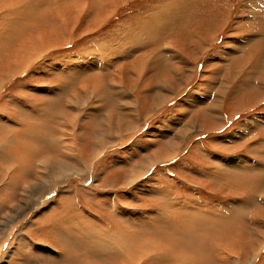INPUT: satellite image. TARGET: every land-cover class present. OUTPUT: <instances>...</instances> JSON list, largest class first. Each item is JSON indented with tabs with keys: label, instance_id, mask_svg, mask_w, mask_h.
Returning a JSON list of instances; mask_svg holds the SVG:
<instances>
[{
	"label": "rangeland",
	"instance_id": "374dc122",
	"mask_svg": "<svg viewBox=\"0 0 264 264\" xmlns=\"http://www.w3.org/2000/svg\"><path fill=\"white\" fill-rule=\"evenodd\" d=\"M6 42L0 264H264V0H0Z\"/></svg>",
	"mask_w": 264,
	"mask_h": 264
},
{
	"label": "bare ground",
	"instance_id": "6f19581e",
	"mask_svg": "<svg viewBox=\"0 0 264 264\" xmlns=\"http://www.w3.org/2000/svg\"><path fill=\"white\" fill-rule=\"evenodd\" d=\"M172 5H174V2L172 1L171 3H170V6H172ZM105 6V5H104ZM166 6V5H165ZM169 6H167V8H168ZM69 8H70V6H69ZM174 8V6H172L171 8H168V12H171V10ZM68 10V9H67ZM74 11V10H73ZM75 12V11H74ZM160 16H163L162 15V13H160ZM187 16V15H186ZM7 31V30H6ZM8 42H9V40H8ZM32 43V42H31ZM26 45H28V44H26ZM11 45H10V43H8L7 44V42H6V44L5 43H3V44H1V46L0 47H2V48H7V49H9V47H10ZM18 46V45H17ZM35 46V45H34ZM22 48V47H21ZM21 48H19V49H21ZM26 48V46H24V49ZM27 49L28 50H26L25 49V51L23 50V52H24V54H26V57H30V56H27V55H29V54H31L30 52H31V49H30V47L29 46H27ZM14 50H17V51H19L18 49H13L12 51H11V49L10 50H8L9 52L11 51L12 53H13V51ZM4 52V51H3ZM2 52V53H3ZM20 52L21 51H19V52H17L14 56H12L11 57V59L9 60L8 59V63L7 64H9V65H15L17 62V60L19 61V59H21V58H23L24 57V55L23 54H21L20 55ZM22 52V53H23ZM32 52H34V51H32ZM11 53V54H12ZM6 54H7V52H6ZM1 56V55H0ZM2 56H3V54H2ZM25 57V58H26ZM3 58L4 57H0V64H3ZM35 58V57H34ZM27 59V58H26ZM25 60V59H24ZM26 63V62H25ZM28 63H30V62H28ZM6 64V65H7ZM1 66V65H0ZM9 73V75H10V72H8ZM7 73V74H8ZM5 74V73H4ZM8 75V76H9ZM0 79H2V78H0ZM164 85V84H163ZM164 96L165 95H161V98H164ZM131 113V112H130ZM131 117V116H130ZM131 120V119H130ZM133 121V120H132ZM107 127H108V129L110 128V124L108 123L107 125H106ZM184 137V136H183ZM183 137H181V138H179V140H180V142L181 143H183L182 141H183ZM178 140V139H177ZM179 142V143H180ZM172 143V142H171ZM171 143H168L167 145H166V147H165V150L167 151L166 153H169V155H166V157H171L172 155L174 156L175 155V153L177 154V150H178V144H171ZM56 144V143H55ZM180 146V145H179ZM68 148V151L70 152L71 150H70V148L69 147H67ZM97 150V149H96ZM67 153V154H70V153ZM73 152V151H72ZM76 153V152H75ZM171 153V154H170ZM74 154V153H73ZM77 156H78V154H77ZM164 156V155H163ZM68 157H69V155H68ZM70 158V157H69ZM73 158V157H72ZM75 158V157H74ZM77 158V157H76ZM156 158H158V156H156ZM155 157L154 158H149V159H151V160H153V161H163L164 159H165V157H163V158H158V159H156ZM235 160V159H234ZM78 161V158L76 159V161L75 162H77ZM46 162V161H45ZM80 163V162H79ZM149 163V162H148ZM46 164H44V162L41 164V166H45ZM63 165V164H62ZM235 165V164H234ZM50 167V166H49ZM138 168V167H137ZM137 168L135 169H133L134 171L133 172H130L131 174V176L129 177V174H128V178H130V182L129 183H131V182H133V173L135 172L136 174H137V172L139 171V172H141L140 173V175H141V177H142V175L143 174H146V172L148 171L147 169V171L146 170H143V168H141L140 167V170H137ZM152 168V167H151ZM150 169V168H149ZM80 171V170H79ZM145 171V172H144ZM247 171V170H246ZM81 172V171H80ZM138 172V173H139ZM215 173V172H214ZM45 176V175H44ZM138 176V175H137ZM145 176V175H144ZM42 177V176H41ZM231 179H234V177H231ZM39 180V179H38ZM245 180V179H244ZM51 181V180H50ZM134 182H135V180H134ZM43 190V189H42ZM25 194V193H24ZM250 202H251V200H250ZM199 208V207H198ZM188 210V209H187ZM198 210V209H197ZM195 213V212H194ZM261 214V213H260ZM167 218V217H166ZM62 222V221H61ZM63 225V224H62ZM264 226V225H263ZM57 227V226H56ZM58 228V227H57ZM60 228V227H59ZM62 229V228H61ZM62 231V230H61ZM108 231V230H107ZM67 233H70V232H67ZM107 233V232H106ZM108 234V233H107ZM263 234V233H262ZM106 235V234H105ZM109 235V234H108ZM114 236V235H113ZM113 236H110L109 235V237L108 236H106V237H108L109 238V241L110 242H112L113 244H114V246H108V248H109V250H110V253L111 254H113V255H116V256H118V257H120L121 259H124L125 261H127L126 262V264H131V261H133V257L132 256H135V255H132L133 254V251H132V248H129L127 245H128V243H126L125 241H123V237H121V231H120V233H118L116 236V238H114ZM126 236V235H125ZM254 236V235H253ZM255 237V236H254ZM258 237V236H257ZM262 237V236H261ZM264 239V238H263ZM112 240V241H111ZM107 241V240H106ZM117 243V244H116ZM263 241H259V242H256V246H255V248L253 247V250L250 252V254L247 256V258L249 257V259H247L248 261H250V260H253L255 257H256V255L258 254V252H260V250H262L263 249ZM108 244V243H107ZM106 245V244H105ZM116 246V247H115ZM149 248V247H148ZM147 248V249H148ZM225 250V249H224ZM115 252V253H114ZM135 252V251H134ZM227 252V251H226ZM249 252V251H248ZM109 253V252H108ZM230 253V252H229ZM138 254V253H137ZM223 254V253H222ZM107 255V254H106ZM144 255V254H143ZM146 255V254H145ZM224 255H225V253H224ZM234 255V254H233ZM112 256V255H111ZM139 256V255H138ZM142 256V255H141ZM235 256V255H234ZM233 257V256H232ZM237 257V256H236ZM116 258V257H115ZM142 258V257H141ZM96 260V259H95ZM232 260H234V259H232ZM139 261H142V260H139ZM225 261V260H224ZM135 262H138V260L137 261H135ZM233 262V261H232ZM120 263V262H119ZM252 263V262H251ZM122 264V263H121ZM230 264V263H229ZM233 264V263H232Z\"/></svg>",
	"mask_w": 264,
	"mask_h": 264
},
{
	"label": "crops",
	"instance_id": "0c3cea01",
	"mask_svg": "<svg viewBox=\"0 0 264 264\" xmlns=\"http://www.w3.org/2000/svg\"><path fill=\"white\" fill-rule=\"evenodd\" d=\"M230 163V162H229ZM224 164L225 165V167H228L229 168V170H236V168H238V167H236L235 165H238V164H235L234 165V162L232 163V164ZM224 167V166H223ZM246 170H248L247 168H245V171ZM220 174H222V176L220 175ZM225 173L224 172H222V173H219L218 174V177H217V179H221V178H223V175H224ZM225 176V175H224ZM226 176H227V174H226ZM230 177H231V175H230ZM236 179H238V178H235V179H232L235 183L234 184H236V182H238V181H240V179H238V180H236ZM223 180H226V179H224L223 178Z\"/></svg>",
	"mask_w": 264,
	"mask_h": 264
}]
</instances>
